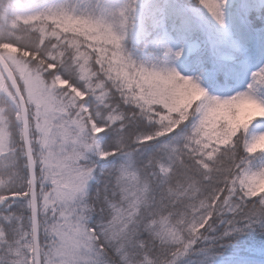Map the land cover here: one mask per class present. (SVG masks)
Here are the masks:
<instances>
[{
	"label": "snow or ice",
	"instance_id": "snow-or-ice-1",
	"mask_svg": "<svg viewBox=\"0 0 264 264\" xmlns=\"http://www.w3.org/2000/svg\"><path fill=\"white\" fill-rule=\"evenodd\" d=\"M0 9V264H264V0Z\"/></svg>",
	"mask_w": 264,
	"mask_h": 264
},
{
	"label": "trees",
	"instance_id": "trees-1",
	"mask_svg": "<svg viewBox=\"0 0 264 264\" xmlns=\"http://www.w3.org/2000/svg\"><path fill=\"white\" fill-rule=\"evenodd\" d=\"M3 2H5V0H0V3ZM6 2L10 3L12 5V8L16 7L26 11L39 7L40 5L44 4L46 0H6ZM0 13H2V9H0ZM7 18L9 19L8 14ZM0 22H3V18H0ZM124 45L128 50L135 52L141 59L153 58L156 56L162 57L163 55V53L159 49H157L151 42H146L135 32H132L127 36ZM189 59L190 57L182 65L184 70L199 75L198 71L195 68L187 67ZM201 80L208 86L207 81H205L203 78H201Z\"/></svg>",
	"mask_w": 264,
	"mask_h": 264
},
{
	"label": "rangeland",
	"instance_id": "rangeland-1",
	"mask_svg": "<svg viewBox=\"0 0 264 264\" xmlns=\"http://www.w3.org/2000/svg\"><path fill=\"white\" fill-rule=\"evenodd\" d=\"M79 2H81V3H87L88 0H79ZM13 9H15V10L18 11V12H24V11H25V10H21V9H19V8H16V7H14ZM31 10H32V9H31ZM26 11H28V10H26ZM8 16H9V20H10L11 17H12V12H11V11H9ZM125 40H126V39H125ZM123 43H125V41H124ZM124 47H125V45H124ZM125 48H126V47H125ZM126 50L129 51V53L132 54L133 59H136V60H138L139 62H142V63H153V62H156L158 59L161 58V57H157V56H156V57H153V58L141 59V58H140L135 52L130 51V50H128L127 48H126ZM188 58H189V57H187V58H183V59H180V60L176 61V63H175V67L177 68L178 71H180V72L183 73V74H186V75H188V74L196 75V74H194L193 72H189V71L184 70V68H183V66H182V65L184 64V62H185ZM200 82H201L202 86L208 88V86H207L206 83H204L202 80H201ZM209 90H210V89H209ZM210 91H211V90H210Z\"/></svg>",
	"mask_w": 264,
	"mask_h": 264
}]
</instances>
